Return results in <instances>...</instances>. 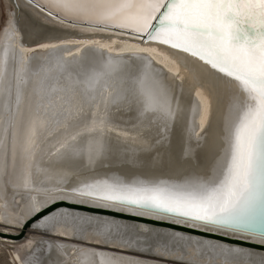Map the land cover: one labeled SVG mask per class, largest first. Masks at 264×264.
I'll return each instance as SVG.
<instances>
[{
	"label": "bare ground",
	"instance_id": "obj_1",
	"mask_svg": "<svg viewBox=\"0 0 264 264\" xmlns=\"http://www.w3.org/2000/svg\"><path fill=\"white\" fill-rule=\"evenodd\" d=\"M4 2L0 223L6 226L0 240L24 250L23 256L15 253L19 264H190L193 257L197 264H226L217 249L232 250L227 264H264L258 233L51 199L57 187L78 177L131 181L206 173L221 147L222 112L195 75L166 58L161 47L115 32L61 27L26 0ZM161 68L163 73L156 71ZM62 201L85 207L59 206L24 228ZM149 233L161 238L153 247L144 244ZM201 251H211L213 259L199 261Z\"/></svg>",
	"mask_w": 264,
	"mask_h": 264
},
{
	"label": "snow or ice",
	"instance_id": "obj_2",
	"mask_svg": "<svg viewBox=\"0 0 264 264\" xmlns=\"http://www.w3.org/2000/svg\"><path fill=\"white\" fill-rule=\"evenodd\" d=\"M27 2L61 27L115 32L161 47L166 58L195 75L222 112L221 147L206 173L131 181L78 177L67 188L57 187L51 199L127 207L194 227L250 230L264 237V0ZM143 239L153 247L161 238L149 233ZM216 251L226 264L233 257L231 249ZM198 259L211 260L212 252L201 251ZM190 264H197V257Z\"/></svg>",
	"mask_w": 264,
	"mask_h": 264
},
{
	"label": "rangeland",
	"instance_id": "obj_3",
	"mask_svg": "<svg viewBox=\"0 0 264 264\" xmlns=\"http://www.w3.org/2000/svg\"><path fill=\"white\" fill-rule=\"evenodd\" d=\"M7 21L8 9L4 0H0V34L5 29ZM3 226L6 225L0 223V231L4 229ZM34 231L38 232V229H34ZM15 253L19 254L20 256H23L24 250L19 247H17L16 249H9V245L2 243L0 240V264H19Z\"/></svg>",
	"mask_w": 264,
	"mask_h": 264
},
{
	"label": "water",
	"instance_id": "obj_4",
	"mask_svg": "<svg viewBox=\"0 0 264 264\" xmlns=\"http://www.w3.org/2000/svg\"><path fill=\"white\" fill-rule=\"evenodd\" d=\"M27 1V0H26ZM62 205H69V206H76V207H85V206H78V205H73V204H69V203H66L64 201L62 202H59V203H55L53 205H51L50 207H48L47 209L41 211L40 213H38L35 217L31 218L29 221H27L25 224H24V228L25 229H28L29 227H31L32 223L34 222V220L36 219H39L40 217L46 215L47 213H49L50 211H53L55 210L57 207L59 206H62ZM88 209H91L92 211H96V213H112V214H116V215H123V216H127L125 214H122V213H116L114 211H109V210H104V209H96V208H89V207H86ZM50 210V211H49ZM129 217V216H128ZM133 217V216H131ZM136 219H141V218H138V217H134ZM154 222H157V223H162V224H166V225H170L172 227H179L177 225H173V224H169V223H163V222H159V221H154ZM179 228H183V227H179ZM184 229H187V228H184ZM187 230H190V231H194V232H199L200 234H206V235H211V234H208V233H205V232H201V231H197V230H194V229H187ZM246 231H250V230H246ZM250 232H253V231H250ZM256 233V232H254ZM227 239V238H225ZM228 240H231V239H228ZM233 241V240H231ZM236 242H239V241H236ZM264 247V246H263ZM182 262V261H180Z\"/></svg>",
	"mask_w": 264,
	"mask_h": 264
}]
</instances>
